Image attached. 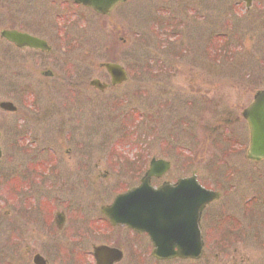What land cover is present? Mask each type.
Segmentation results:
<instances>
[{
  "label": "rangeland",
  "instance_id": "374dc122",
  "mask_svg": "<svg viewBox=\"0 0 264 264\" xmlns=\"http://www.w3.org/2000/svg\"><path fill=\"white\" fill-rule=\"evenodd\" d=\"M256 1L250 11L241 0H130L110 18L83 11L81 21L61 31L68 38L59 46L48 37L51 51L41 55L56 54L60 67L72 69L78 85L72 89L44 90L32 75L19 77L18 58L31 52L0 38V101L17 107L15 113L0 109V264H33L34 253L47 264H94L92 246L103 242L122 250L117 264H264V161L245 159L249 130L241 116L254 92L264 89V24L258 17L264 9ZM30 14L41 16L31 0H0V30L26 29ZM58 30L59 24L55 35ZM108 61L123 65L129 79L98 91L89 81L109 83L98 67ZM50 104L68 113L59 134L40 129L39 117ZM49 145L60 160L63 189L56 199L41 197L39 161ZM151 157L171 162L169 176L196 171L221 193L204 213L198 260L157 261L144 236L104 227L85 231L86 218L99 216L100 204L136 182ZM75 161L87 164L66 171L65 164ZM9 173L18 175L13 182L19 177V191H12ZM58 202L65 228L42 224L43 240L41 204L56 211ZM48 212L47 219L54 217Z\"/></svg>",
  "mask_w": 264,
  "mask_h": 264
},
{
  "label": "water",
  "instance_id": "95a60500",
  "mask_svg": "<svg viewBox=\"0 0 264 264\" xmlns=\"http://www.w3.org/2000/svg\"><path fill=\"white\" fill-rule=\"evenodd\" d=\"M83 1L106 12L110 3L116 0H107L104 3L101 0ZM244 1L249 6L251 0ZM1 35L18 46H41V42L16 31L3 30ZM104 67L111 75L112 83L126 79V73L118 64L106 63ZM93 84L102 87L97 81ZM0 106L5 110H12L9 103L2 102ZM243 117L250 129L247 158L255 161L264 159V90L255 93L253 102L243 111ZM167 167V162L153 159L141 184L118 195L114 203L107 207L105 214L113 223L119 221L136 230L147 232L153 246L152 255L156 259L198 258L202 248L197 228L198 216L204 204L217 198L218 193L200 187L194 176L180 180L175 190L151 189V176H159ZM183 187L186 188L184 192ZM176 202L179 203L176 205ZM93 256L96 264H113L121 259L122 253L115 248L100 245L93 248ZM33 262L44 264L39 255L34 256Z\"/></svg>",
  "mask_w": 264,
  "mask_h": 264
},
{
  "label": "flooded vegetation",
  "instance_id": "af4514ba",
  "mask_svg": "<svg viewBox=\"0 0 264 264\" xmlns=\"http://www.w3.org/2000/svg\"><path fill=\"white\" fill-rule=\"evenodd\" d=\"M130 0H125V1H119L114 4L106 14L101 15L94 9H92L89 6L83 5V4H78L74 0H31L32 4L39 5L41 7V16L40 15H28L26 17V29L24 28H10V29H16L20 32L27 33L31 35L32 37L44 40L47 42L50 48L48 49H39V48H15L17 51H26V52H31V54H28L29 57L24 59H20V68H19V73L18 76L21 77L25 73H28L34 81H36V86H41L46 90L49 87H67V88H73L77 87V82L73 80V75H72V69L69 67L62 68L59 66V64H62L63 61H59V56L58 55H53L50 56L49 58L46 57H41V55L49 53L51 51V45L49 44V39L50 41L56 42L59 46L61 45L62 41L68 38L67 34L62 35L61 31L66 30L68 26L72 25L75 26V24L79 21H81V18L83 17V11H90L94 13L97 16H102L106 18H110L115 10L129 2ZM255 0H251V5L248 8L250 9L253 8V3ZM29 5V2H27ZM256 3L261 4L264 9V0H257ZM258 17H263V20L261 23L264 24V15L263 16H258ZM41 18V22L39 21ZM254 18V17H253ZM59 24V30L57 31V35H55V27L56 25ZM169 27V26H168ZM86 31V30H85ZM174 31H169L168 36L172 37ZM11 44V43H9ZM12 45V44H11ZM163 45V44H162ZM13 46V45H12ZM162 50V46H160ZM59 53L62 51H66V49L62 50V48L55 49ZM52 57V58H51ZM17 60V59H15ZM42 67V69H41ZM98 67L102 68L101 64H98ZM103 69V68H102ZM106 77L108 78L109 81V76L106 74ZM26 77V76H25ZM100 80L99 77H95ZM57 114V116H56ZM68 113H62L57 107L54 105H48L46 109L41 113L39 117V124H40V129H47V130H53L54 133L59 134L61 131L63 132V126L64 124L62 123V118L67 117ZM72 117V115H71ZM56 127V128H55ZM69 130V129H68ZM204 142V141H201ZM86 150H88L90 147H85ZM43 150L48 151L49 155L46 158H43L39 161V165L41 166V197L42 198H48L52 197V199H56L59 194L62 192L63 187H61V168H60V160H58L59 154L58 150L55 148L53 145H49L47 147H42ZM42 150V151H43ZM79 150H82L79 148ZM134 157H139L138 152L134 153ZM133 157V158H134ZM132 158V159H133ZM185 167H188V157H185ZM92 163V162H91ZM87 162H78L75 161V164L69 162L68 164H65V169L66 171H71L73 169H77L80 167H83L84 165L86 166ZM89 164V163H88ZM148 166V165H147ZM146 166V168H147ZM145 168V170H146ZM172 169L171 162L169 161V167L165 172H163L159 177H152L150 179V186L154 189L161 188L163 185H169L171 187H174L176 182L184 177H188L191 174L195 175L198 182L203 185L197 176V172L192 171L190 174L187 175H175V176H169L170 171ZM145 170L142 173H139L141 175L136 176V182L128 187H126L124 190L116 193L109 202L100 204L99 206V212L100 215L97 216L96 218H86L85 222V231H90L93 228L97 230L103 229L102 227L106 229H111V230H117V231H128L130 233H134L137 236H144L146 237L147 241H149L147 235L145 233H140L133 231L132 229L128 228L125 225H120V224H112L110 220L103 214L102 207L109 205L115 198V196L119 193L125 192L135 186H137L140 183V179L143 176ZM98 174H100L102 177L107 178V171L106 170H98ZM18 175L10 174L8 175L9 179L13 183L14 179ZM19 177H17L18 179ZM8 180V179H7ZM27 180V178H26ZM204 186V185H203ZM72 188V186H70ZM73 189V188H72ZM13 190V186H12ZM251 194V193H250ZM221 197V193H220ZM50 199V198H48ZM220 199V198H219ZM218 199V200H219ZM217 200V201H218ZM216 202V201H214ZM250 202H253V197H248L245 201V204H248ZM213 203V202H212ZM211 203L205 206L204 210L201 213L200 220H199V229L201 233V237L204 241V236H205V231H204V224L205 222H208V220H205L204 213L206 209L210 206ZM62 204L61 202L57 204L58 209L56 208V211L50 207L44 205L42 206L41 204V238L43 240L46 239L45 237V227L42 224H48L51 222L52 224L56 226L57 230L60 232L65 228L66 225V214L64 209H62ZM49 211V212H48ZM52 211V212H51ZM54 211V212H53ZM51 214L52 217L51 219H47L45 213ZM55 213V215L53 214ZM216 214H212L211 216L214 217ZM49 218V216H48ZM44 222V223H42ZM93 224L97 225L98 227L95 228ZM47 227V225H46ZM93 227V228H91ZM100 228V229H99ZM112 241L111 243H113ZM215 242L221 243L220 240H216ZM103 243H108V242H103ZM150 243V241H149ZM29 253V251H28ZM41 257H43L41 255ZM44 258V257H43ZM201 258V257H200ZM45 259V258H44Z\"/></svg>",
  "mask_w": 264,
  "mask_h": 264
}]
</instances>
